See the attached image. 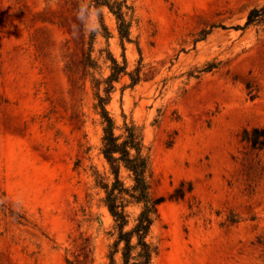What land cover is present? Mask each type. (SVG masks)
Wrapping results in <instances>:
<instances>
[{"label":"rangeland","instance_id":"1","mask_svg":"<svg viewBox=\"0 0 264 264\" xmlns=\"http://www.w3.org/2000/svg\"><path fill=\"white\" fill-rule=\"evenodd\" d=\"M89 1L0 0V188L25 218L0 213V264L108 262L112 220L93 177L107 165L84 65L98 27ZM262 3L131 0L123 52L102 9L110 37L96 36L92 56L124 53L139 76L120 78L106 108L116 126L141 129L151 190L164 198L150 264H264V151L241 140L264 127V30L237 29Z\"/></svg>","mask_w":264,"mask_h":264},{"label":"trees","instance_id":"2","mask_svg":"<svg viewBox=\"0 0 264 264\" xmlns=\"http://www.w3.org/2000/svg\"><path fill=\"white\" fill-rule=\"evenodd\" d=\"M98 27L89 31L84 65L89 71L94 96V110L97 112L102 130L100 153L107 165L106 174L93 172L96 187L102 193V204L112 220L113 243L109 247L107 264H114V255L119 253L121 264H150L157 248L148 237L152 225L158 220V207L163 197H156L151 190V167L149 148L144 144L141 129L132 122L123 121L116 126L107 105L115 91V84L127 76L130 86L139 81L137 71L129 72L124 53L116 59L107 47L99 49L95 56L94 42L97 35L105 40L110 33L104 23L102 9H106L115 22V30L124 51V43L131 41L130 27L133 16L131 0H90ZM255 28L264 30V3L250 8L243 26L237 29ZM214 26L201 31L200 40L207 36ZM106 64L102 73L99 62ZM241 140L253 150L264 151V127H253L242 131ZM190 187L188 188V191ZM178 198L180 196L172 195ZM131 208L137 213L132 217ZM0 213L10 217L17 224L25 218L6 201L0 188Z\"/></svg>","mask_w":264,"mask_h":264}]
</instances>
